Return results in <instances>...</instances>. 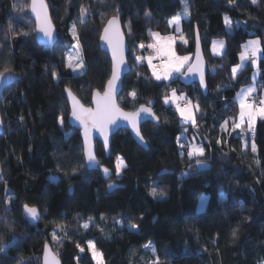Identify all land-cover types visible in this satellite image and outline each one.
I'll return each instance as SVG.
<instances>
[{"label":"trees","instance_id":"obj_1","mask_svg":"<svg viewBox=\"0 0 264 264\" xmlns=\"http://www.w3.org/2000/svg\"><path fill=\"white\" fill-rule=\"evenodd\" d=\"M47 3L57 31L53 47L35 42L29 0H0V71L9 67L18 77L0 100L4 127L0 136V245L5 247L0 264H41L45 242L62 264H94L89 241L102 253L103 264H264V119L257 118L253 131L246 124L232 127L239 110L237 91L251 81L254 71L255 82L264 86V0L255 4L252 0L231 4L229 0H188L187 16L181 0ZM82 5L88 8L84 17ZM117 13L129 47V71L117 102L132 111L151 101L159 124L141 126L147 149L125 130L112 136L107 157L95 142L100 165L112 171L111 178L104 180L97 170L85 167L79 132L67 122L64 87L85 105L93 90L103 89L110 61L98 41L106 21ZM178 15L184 17L180 28L187 43L176 40L175 52L192 55L197 27L207 64L206 94L197 84L184 87L180 73L157 81L147 61L135 59L151 54L147 48L154 42L150 30L174 35L170 20ZM225 15L232 21L231 28L225 25ZM9 25L17 35L8 31ZM73 25L84 63L79 74L65 66L66 53L74 43ZM257 37L261 39L257 67L249 59L233 78L242 44ZM216 39L224 41L219 55L211 52ZM142 42L143 49L139 47ZM53 70L57 79L52 77ZM172 89L199 105L195 127L181 121L175 105L164 103ZM133 92L135 98L130 95ZM61 115L63 126L58 120ZM183 133L204 147V156L187 155L191 142ZM116 156L126 164L119 177L113 167ZM197 159L209 168L199 171L194 165ZM162 170L171 173L160 174ZM113 181L120 186L108 192L107 184ZM154 187L163 196L153 197ZM201 197L205 203L199 209ZM25 204L39 209L38 223L25 218ZM132 223L138 229H131ZM58 224L62 227L57 228ZM149 243L155 252L145 248ZM77 245L85 251L80 252Z\"/></svg>","mask_w":264,"mask_h":264},{"label":"snow or ice","instance_id":"obj_2","mask_svg":"<svg viewBox=\"0 0 264 264\" xmlns=\"http://www.w3.org/2000/svg\"><path fill=\"white\" fill-rule=\"evenodd\" d=\"M257 0H252V3L255 4ZM181 3L184 5L183 7V14L187 16L189 14V5L188 0H181ZM229 3H234V0H229ZM31 12L35 14L36 17V31L42 33L43 37L46 38V41L51 44L55 40V33L52 27L51 21L47 15V6L44 4L43 0H31ZM81 16L84 17L87 12L88 8L84 5L80 8ZM120 14L113 16L111 19L107 21V24L103 28V32L100 35V40L104 41L112 53V70L111 76L108 79L103 94L100 92L93 93V103L95 104V108H85L83 105L76 100L75 96H73L70 89L66 88L65 91L68 93L69 98L72 100V111H71V118L75 121H78L81 128L83 129V136H84V146H83V153L85 156L86 161L88 162L89 166H96L99 165V161L97 160L94 152L90 147L91 141V133L92 130L95 129L100 132V134L104 137L105 148L107 149L108 145V136L107 130L109 125H113L117 122L118 119L126 120L132 127L133 131L135 132L136 136L143 141V137L140 134V130L138 127V120L144 118L142 114L145 116L152 117L154 119H158L155 117L153 110H152V102L149 101L148 105H141L140 108L136 112L132 113H125L121 110V108L115 103L114 96L118 89V81L121 79V75L126 68V61L124 59V36L123 33L120 31ZM224 22L226 27L231 28L232 21L231 19L225 15ZM175 24L177 29L179 28L180 18L179 15L174 17L172 21H170V26ZM8 31L13 35H17V33L12 32V27L9 25ZM71 35L73 37L74 43L72 45V50L74 51L75 55H67L65 57L67 68H71L74 71L76 69H83L84 63L81 56V48L80 42L78 39V32L75 25L72 26L70 29ZM23 35H28V33H21ZM130 34V33H129ZM150 35L154 39V43L147 44V48L152 49L154 53H156L157 57H166L167 62L164 64L163 72H158L156 67L153 66V57L149 55L148 57L143 56H136L135 59L137 62H143L145 59L149 67L152 70L153 77L159 81L161 79L167 80L169 76L173 73H180L181 75H188V73L198 72L200 77V85L202 88H206L205 83V76L204 71L201 65V56L199 53V38H197V63L193 67L188 69V73L181 72L182 67L185 66L186 62L190 61L189 56H176L175 53L172 51V44L174 42V37L169 36H161L158 32H151ZM182 41L187 43L184 36L181 35L179 37ZM261 39L257 37L256 39L249 40L245 45L242 46L243 51L240 52V60L241 64H238L233 67L232 73L233 78H235L237 70L243 66V62L247 60H251V64L253 68L257 67V55L261 52ZM141 49L145 48V44L142 42L139 44ZM224 48V41H213L212 43V51L214 54L219 55L221 50ZM255 75V74H254ZM52 77L57 79V72L55 70L52 71ZM12 69L9 67H5L3 71H0V80H10L12 79ZM255 91L254 86H249L247 89L242 90L238 96H240L239 100V120L234 122L232 127L233 129L241 128V125L244 123L245 118H247L248 122V130L253 131V125L257 119L260 117L264 119V97H261L258 101V105L254 101H249V97ZM130 95L135 98V92L130 93ZM171 101V104L176 106V111L179 113L181 119L185 122H191L193 127L196 126V119L194 113L199 111V105H194L188 98L183 94L180 93L179 96L176 93L175 89L171 90L169 95L164 97V103L168 104ZM180 101H184L185 103L183 106L181 105ZM22 119V118H21ZM59 123L61 126L64 125L63 116L58 118ZM227 125V121L225 124L222 125V128ZM179 139V138H178ZM221 141H217L220 143ZM181 148L184 145H180ZM251 151L255 153L257 151L256 144L253 143L251 145ZM205 154L204 147L189 145L187 155L191 157H202ZM202 161L200 159L196 160V164L200 165ZM103 173L107 176L109 174V169L107 167H103L99 165ZM126 167L124 160L122 157L117 156L116 158V167L115 172L116 175L119 176L122 173V170ZM0 180H3V176L0 175ZM115 185H110V187H114ZM151 195L153 197L160 195L163 196V192H158L157 189L154 187L151 189ZM25 214L30 217L32 220L39 219L40 212L38 211L36 206H30L25 204L24 206ZM7 224V221H4ZM117 223H120L117 221ZM61 225H57V228H61ZM85 229L89 227L88 223L83 225ZM131 229L136 230L138 229V225L135 223L131 224ZM233 237L236 236V229H233L232 232ZM53 240H57V236L55 232L53 233ZM80 252H84L85 249L81 248L80 245H77ZM145 248L152 249L155 252V249L152 245L146 244ZM88 250L91 252L92 259L96 262V264H103L102 253H100L96 248L92 241L88 242ZM5 251V247L0 245V252ZM79 259V258H78ZM45 264H60L59 260L56 258L55 255H50L48 245H45ZM158 264V261H157Z\"/></svg>","mask_w":264,"mask_h":264},{"label":"water","instance_id":"obj_3","mask_svg":"<svg viewBox=\"0 0 264 264\" xmlns=\"http://www.w3.org/2000/svg\"><path fill=\"white\" fill-rule=\"evenodd\" d=\"M44 4L47 6V15L51 21V24H52V27L54 29V33H55V40L49 44L47 41H46V38L43 37L42 33H39L38 31H36V17H35V14H33L31 12V0H29V6H28V9H29V14L34 22V39H35V42L38 44V45H44V46H50V47H53L54 44L56 43L57 41V31H56V28L51 20V16H50V12H49V7H48V3H47V0H43ZM112 18V17H111ZM109 18V19H111ZM108 19V20H109ZM107 20V21H108ZM107 21L106 23L104 24V26L107 24ZM103 26V28H104ZM103 28L100 32V35L102 34L103 32ZM120 31L123 33V36H124V46H125V50H124V59L126 61V68L124 69L122 75H121V79L120 81H118V89H117V92L114 96V100H115V103L119 106L117 100H118V97H119V94L122 90V82H123V78L124 76L128 73L129 71V64H128V61H127V54H128V51H129V47H128V43L126 41V38H125V35H124V32H123V29H122V25H121V21H120ZM197 38H199V33H198V29L197 27H195V32H194V49H193V53H192V56H191V60L189 62V64L187 65V67L184 69V73H188V69L190 67H193L194 65H196L197 63V51H198V48H197ZM98 45H99V49L101 51H103L104 53L107 54L108 58H109V61H110V75H109V78L111 76V70H112V53H111V50L109 49L108 45L104 42V41H101L100 40V36H99V41H98ZM199 53H200V56H201V65H202V68H203V71H204V76H206V72H207V64H206V61H205V58H204V55H203V52H202V48H201V43H200V38H199ZM12 79L10 80H0V100H1V97L5 91L6 88H8L10 85H12L13 83H15L17 80H18V77L12 73ZM108 78V79H109ZM179 81L180 83L184 86V87H188L192 84H197L198 85V88L199 90L201 91L202 94H206L207 92V86L206 88H202L201 85H200V77H199V73L198 72H192V73H188V75L184 76V75H179ZM107 79V81H108ZM107 81L105 82L104 84V87L102 90H93L92 93H91V97H90V101H89V104L88 105H85L81 102V100L72 92L73 96H75L76 100L79 101V103L81 105H83L85 108H95V104L93 103V93L94 92H100L101 94H103L104 92V89H105V85L107 83ZM68 88V87H64V97H65V100L67 102V105H68V108H69V113H68V116H67V122L69 124L70 127L76 129L78 132H79V136H80V139H81V142H82V149H83V146H84V136H83V129L81 128L80 124L78 121H75L74 119L71 118V111H72V100L69 98V95L68 93L65 91V89ZM69 89V88H68ZM141 105H145L147 106L146 104H141ZM139 105L138 107H136L134 110L130 111V110H126V109H123L122 107L121 110L125 113H132V112H136L140 106ZM154 113V112H153ZM155 115V114H154ZM142 116H144V118L142 119H139L138 120V127H139V130H140V134H141V126L145 123V122H152L156 125L159 124V120L158 119H154L152 117H149V116H145L144 114H142ZM155 117H157L155 115ZM118 130H125L128 132V134L130 135L131 139L136 143L138 144L139 146H141L142 148L144 149H147V145H146V142L143 138V141L140 140L139 137L136 136L135 132L133 131L131 125L126 121V120H123V119H118L117 122L113 125H109L108 126V130H107V136H108V145H107V149L105 148V143H104V137L100 134L99 131L93 129L92 130V133H91V141H90V147L92 149V151L94 152L95 156H96V145H95V142L98 141L101 146H102V149L104 151V154L105 156L107 157L109 155V152H110V145H111V138L112 136L118 131ZM4 134V127H3V121H2V118H1V114H0V136H2ZM142 136V134H141ZM97 160L99 161L98 157L96 156ZM83 159H84V163H85V167L86 169L88 170H97L102 179L104 180H108L111 178L112 176V171L109 169V174L106 176L103 171L101 170V168L99 167L100 165V162H99V165H96V166H89L88 165V162L86 161L85 159V156H84V153H83ZM194 165L197 167V169L199 171H203V170H206L209 168L208 166V163L206 162H202L200 165H197L196 162L194 163ZM103 167H106L104 165H102ZM163 173H171V171H166V170H162L160 171V174H163ZM110 185H115L114 187H110ZM120 185L117 184L116 182H111V183H108L107 184V191L108 192H112L114 189H117ZM24 206V205H23ZM38 209V208H37ZM39 211V209H38ZM22 212H23V215L25 216V218L32 224H36L40 221V218H41V214L39 216V219L37 220H32L30 217H28L25 212H24V207H22ZM40 212V211H39ZM41 213V212H40ZM48 245V248H49V252H50V255H55L56 258L59 260L60 264H62L60 258L58 257V255L56 254V252L51 248L50 244L48 242H45L44 245H43V250H42V256H41V264H45V245Z\"/></svg>","mask_w":264,"mask_h":264},{"label":"rangeland","instance_id":"obj_4","mask_svg":"<svg viewBox=\"0 0 264 264\" xmlns=\"http://www.w3.org/2000/svg\"><path fill=\"white\" fill-rule=\"evenodd\" d=\"M179 18H180V20H181V18H184V17H180L179 16ZM173 19H171L170 21H172ZM173 28H174V35H173V37L175 38L174 39V42H173V44H172V51L175 53V55L176 56H189V58H190V60H191V56L192 55H178L176 52H175V41L176 40H178L179 42H184V41H182L181 39H179V37L182 35V32H181V28H180V24H179V28L177 29V26L175 25V24H172L171 25ZM163 37V36H162ZM252 39H256V38H252ZM221 39H216V40H214V41H220ZM249 40H251V39H249ZM249 40H247L245 43H243L242 44V46L243 45H245ZM155 42V41H154ZM153 42V43H154ZM213 43V42H212ZM242 46H241V50H240V52L241 51H243V48H242ZM224 49V48H223ZM223 49L221 50V52H220V54L223 52ZM150 50V52H151V56L153 57V59H154V56L156 55V53H154L153 51H152V49H149ZM211 52L213 53V51H212V44H211ZM69 54H71V55H75V53H74V51L72 50V49H70V51H68L67 53H66V56L67 55H69ZM214 54V53H213ZM240 54V53H239ZM259 54V53H258ZM216 55V54H215ZM149 56V55H148ZM147 56V57H148ZM258 56V55H257ZM163 59H164V64H166V62H167V58L166 57H162ZM146 60V59H145ZM147 61V60H146ZM248 61V60H247ZM247 61H244L243 62V65L247 62ZM190 62V61H189ZM189 62H186L185 63V68L187 67V65H188V63ZM242 62H241V60H240V55H239V63L238 64H241ZM163 64V65H164ZM162 65V66H163ZM162 66H160V67H156V69H157V71L158 72H163V67ZM184 67H182V69L184 68ZM181 69V70H182ZM72 71H73V73L74 74H79L82 70L81 69H76L75 71L72 69ZM152 71V70H151ZM176 74H178V73H176V72H173L170 76H169V79H171L173 76H175ZM255 74V75H254ZM256 77H257V73L254 71L253 73H252V76H251V81L248 83V84H246L245 86H243V87H241L238 91H237V93L235 94V99H236V101H237V104H238V115H237V117H236V122L239 120V111H240V108H239V100H240V96H238V94H240L241 92H242V90H244V89H247L249 86H254L255 87V91L251 94V96L248 98L249 99V101H251L252 100V98H253V101L254 102H256L257 103V105H258V101H259V99L261 98V97H264V86L262 85V83H256L255 82V80H256ZM169 79H167V80H169ZM163 80V79H162ZM261 90V91H260ZM177 93V92H176ZM177 95L179 96V94L177 93ZM181 102V101H180ZM192 102V101H191ZM169 103H171V101H169ZM192 104H194V105H197L196 103H194V102H192ZM195 114V113H194ZM180 116V115H179ZM257 118H260V117H257ZM180 119H181V117H180ZM257 120V119H256ZM181 121L182 122H185V121H183L182 119H181ZM185 123H191V122H185ZM243 124H246V126L248 127V122H247V118H245V121H244V123ZM182 137H185L186 139H189V142H191V145H195V146H200V145H198V144H196L195 143V141H194V137L191 135L190 137H188L187 135H185L184 133L182 134ZM201 147V146H200ZM116 158H117V156H116ZM113 167H114V170H115V167H116V160H115V162H114V165H113ZM115 175H116V173H115ZM117 176V175H116ZM117 177H119V176H117ZM204 203H205V197H201V199H200V201H199V204H198V208L199 209H202L203 207H204ZM96 248V247H95ZM87 249H88V244H87ZM90 252V251H89ZM90 254H91V252H90ZM92 257V256H91ZM93 260V259H92ZM93 262H94V264H96V262L93 260Z\"/></svg>","mask_w":264,"mask_h":264},{"label":"built area","instance_id":"obj_5","mask_svg":"<svg viewBox=\"0 0 264 264\" xmlns=\"http://www.w3.org/2000/svg\"><path fill=\"white\" fill-rule=\"evenodd\" d=\"M164 64V59L162 57H157V55L154 56V59H153V66L154 67H160ZM253 101V98L252 100ZM181 105L183 106V104L185 103L184 101H181L180 102Z\"/></svg>","mask_w":264,"mask_h":264}]
</instances>
